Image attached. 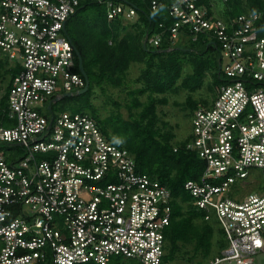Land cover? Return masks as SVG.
<instances>
[{"label": "built area", "instance_id": "obj_1", "mask_svg": "<svg viewBox=\"0 0 264 264\" xmlns=\"http://www.w3.org/2000/svg\"><path fill=\"white\" fill-rule=\"evenodd\" d=\"M84 1L0 0V60L19 70L0 125V264H110L117 257L165 264L171 191L138 172L135 156L93 117L53 108L86 86L67 33ZM144 1L151 11L161 5ZM89 2L104 6L109 21L138 17L128 0ZM170 15L173 40L208 32L220 44L224 81L212 104L195 113L186 146L206 169L185 188L226 242L210 264H257L264 258L262 15L226 22L202 0H174ZM162 39L148 43L159 47Z\"/></svg>", "mask_w": 264, "mask_h": 264}, {"label": "trees", "instance_id": "obj_2", "mask_svg": "<svg viewBox=\"0 0 264 264\" xmlns=\"http://www.w3.org/2000/svg\"><path fill=\"white\" fill-rule=\"evenodd\" d=\"M128 1L138 10L137 19L129 24L121 19L109 21L106 8L89 0L82 2L67 23L68 36L76 48V72L82 75L79 53L90 79V88L82 95L87 96L85 107L78 110H96L92 101L91 75L101 79L104 85L120 88L125 86L132 65L143 66L137 80L142 87L129 93L131 103L127 110L130 112V122L124 123V133L117 129V136L109 140L135 156L138 172L150 175L171 191L173 218L166 234L165 264L175 262L183 254L188 255L189 252L183 251L188 247L194 251L193 257L189 258L191 261L200 254L204 259H209L218 223L204 220V215L195 209L194 199L185 188L189 181L201 179L206 163L197 153L187 149L190 137L179 143L174 142L177 138L174 128L160 118L158 107L169 105V95L180 91L196 93L209 83L216 87L217 92L224 81V75L220 74V57L213 55L207 58L206 55L216 51L220 53V44L210 40L208 32L198 34L196 40L192 33L173 40L168 29L175 23L170 15L174 0H159L161 5L157 11H151L150 3L144 0ZM202 2L209 7L211 15L216 14L226 22L244 14H261L258 26L260 36H264V0ZM157 34L163 36L160 46L154 47L149 43L145 46L146 37ZM186 65L192 67V72L187 76L184 75ZM1 70L11 75L10 89L19 70L10 68L8 61L0 60ZM5 73L0 74V79ZM144 96H148L147 103L141 99ZM8 99L9 93L6 92L0 106V125L7 116ZM120 110H117V117L121 115ZM97 122L102 126L100 121ZM102 131L107 136L103 127ZM110 264L129 262L117 257Z\"/></svg>", "mask_w": 264, "mask_h": 264}, {"label": "rangeland", "instance_id": "obj_3", "mask_svg": "<svg viewBox=\"0 0 264 264\" xmlns=\"http://www.w3.org/2000/svg\"><path fill=\"white\" fill-rule=\"evenodd\" d=\"M73 34V32H72ZM216 55L221 59V53L210 52L206 56L207 58ZM143 66L139 64H134L129 71V76L124 87H113L111 85H104L102 80L91 75V84L93 95V103L95 104L96 110H78L84 109V103L87 96H82L78 94H73L70 97L62 95L63 97L55 103L54 111L56 113L61 111H76L83 112L91 117H94L97 121H100L104 130L107 131V138L117 136V129L119 132L124 133V123L130 122V112L127 110V106L131 103V98L129 93L134 90L141 88V84L137 83L140 77L141 70ZM192 72V67L189 65L185 66L184 75L187 76ZM5 71L1 70L0 74H4ZM184 76V77H185ZM11 81V75L5 73V75L0 79V106L2 98L5 93H10L9 83ZM213 84L206 85L201 91L196 93H190V91H180L178 94L169 95L167 98L169 100V105L166 107H158L160 118L168 123L174 128V132L177 135L175 143L187 140V138L192 135V119L195 113L204 107H208L216 99V90ZM86 94V93H85ZM84 95V94H83ZM144 103L148 102V96L141 97ZM184 106H183V105ZM121 109V110H120ZM117 110H120V116L117 117ZM136 110L134 111V113ZM119 121V123H117ZM114 122V123H112ZM125 123V124H126ZM113 124V125H112ZM111 141V140H110ZM4 151L8 154L10 152L18 155L19 158L25 156L26 151L20 147H14L10 149L7 146H3ZM222 230L218 227L215 233V238L213 240L214 247L209 259H204L203 255L200 254L195 260L191 261L189 258L193 257L194 251L188 247V249H183L185 252H189L188 255L183 254V257L178 258L175 262L170 264H210L213 257L220 254L221 249L225 248V239ZM182 256V255H181ZM123 261L129 262V264H141L135 260L123 259ZM257 264H264V258L260 256L258 258Z\"/></svg>", "mask_w": 264, "mask_h": 264}, {"label": "water", "instance_id": "obj_4", "mask_svg": "<svg viewBox=\"0 0 264 264\" xmlns=\"http://www.w3.org/2000/svg\"><path fill=\"white\" fill-rule=\"evenodd\" d=\"M148 39H149V36L146 37L145 39V46L147 45L148 43ZM79 59H80V67H81V72H82V75L84 76L85 80H86V86L83 90H81L78 95H83L85 93L88 92L89 88H90V79H89V76L86 74L84 68H83V61H82V58H81V55L79 53H77ZM221 66V60H219V67ZM73 94H67L66 97H70L72 96ZM59 100V99H58ZM57 100V101H58Z\"/></svg>", "mask_w": 264, "mask_h": 264}, {"label": "clouds", "instance_id": "obj_5", "mask_svg": "<svg viewBox=\"0 0 264 264\" xmlns=\"http://www.w3.org/2000/svg\"><path fill=\"white\" fill-rule=\"evenodd\" d=\"M79 93V92H78ZM78 93H76V94H78ZM60 100V99H59ZM58 102V101H57Z\"/></svg>", "mask_w": 264, "mask_h": 264}]
</instances>
